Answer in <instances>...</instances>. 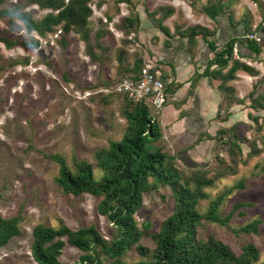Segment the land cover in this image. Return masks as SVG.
Masks as SVG:
<instances>
[{
    "label": "rangeland",
    "instance_id": "obj_1",
    "mask_svg": "<svg viewBox=\"0 0 264 264\" xmlns=\"http://www.w3.org/2000/svg\"><path fill=\"white\" fill-rule=\"evenodd\" d=\"M99 1H103L101 6H98ZM133 1L141 25L139 31L128 36L120 28L122 20L130 14L128 3L117 0H94L92 3L91 40L100 30L103 32L101 42L109 47L103 54L97 50L101 61L96 63L87 56L85 43L74 32L66 35L65 47L61 43L63 33L60 26L56 32L40 37L36 32L26 31L19 19L0 18V38L15 43L8 47L0 40V213L6 217L21 213L23 217L22 234L0 250V264H38L32 256L31 244L33 228L39 223L57 226L58 220L63 219L72 229L95 225L106 237L112 235L114 226L97 211L100 198L91 194L76 197L63 192L55 183L59 167L46 155L60 153L68 162L77 156L94 163L93 154L97 148L106 147L110 140L122 137L126 125L121 114L123 95L117 93L116 88L122 81L120 73L123 70L118 66L116 52L123 46L144 60L153 59L149 48L156 41L152 36L155 25L149 12L173 7V15L164 22L171 30H175V26L181 29L203 27L208 19L206 15L205 20L202 19L204 14L200 13L207 0ZM225 2L229 7L227 13L235 15L238 12L244 16L248 29L252 28V18L255 22L261 18L258 25L263 27L264 0ZM16 7L36 20L50 12L35 4L29 5L27 0H4L0 5L1 9L7 10ZM260 27H256L257 30H261ZM33 41H39V47H29ZM262 61L264 65V59ZM259 72L264 73V70L256 71L257 77ZM259 79L264 80V76L256 81ZM216 83L218 86L219 82ZM249 104V101L237 104L243 107L240 113L237 110V116L226 122L216 119V109L213 108L209 113L211 117L174 115L168 124L163 123L164 109L154 113L163 128L165 150L176 157L177 165L186 174L198 169L209 176L214 175L221 167L218 159L229 157L222 148L223 141L217 139V131L235 126L243 150L238 173L207 189L211 197H215L238 182L245 183L246 188H234L223 205L226 213L236 202L255 204L248 209V216L232 219L233 228L264 217V145L260 140L264 135V110H252ZM235 106L230 109L231 113ZM246 108L251 110H247L249 116ZM253 144L261 150L260 154L251 151L250 145ZM202 205L206 207L208 201H203ZM172 210L170 189L160 187L144 196L143 206L136 214L137 222L139 226L150 223L151 231H157ZM208 229L215 231L237 251H240L242 241H253L261 250L257 264H264V225L260 235L242 237L215 224H209ZM142 243L153 247L150 238H144ZM82 254L81 250L67 246L60 259L65 264H74ZM125 259L135 262L141 256L132 250Z\"/></svg>",
    "mask_w": 264,
    "mask_h": 264
},
{
    "label": "trees",
    "instance_id": "obj_2",
    "mask_svg": "<svg viewBox=\"0 0 264 264\" xmlns=\"http://www.w3.org/2000/svg\"><path fill=\"white\" fill-rule=\"evenodd\" d=\"M117 1L131 6L129 16L122 20V32L128 36L131 32L139 31L141 21L134 1ZM3 2L4 0H0V5ZM93 2L94 0H27L29 5L35 4L50 12L41 20H36L19 7L13 10L0 8V18L8 16L11 21L19 19L26 31L36 32L40 37L56 32L60 26L63 33L61 43L65 47L66 35L74 32L85 43L87 56L96 63L101 61L97 50L100 49L103 54L109 47L101 42L103 32L100 30L95 39L91 40L89 20L93 14ZM102 3L103 1H99L98 6ZM228 9L225 0H207L200 13L215 19L225 14L231 15V12L227 13ZM174 11L173 7H162L149 12V17L155 27L169 38L180 35L192 45L199 37L206 39L213 35V31L200 26L187 29L175 26L174 33L171 34L164 22ZM260 29L264 33L261 27ZM0 40L8 47L15 44L4 37ZM235 41L237 39L231 40L221 49L208 42L213 58L201 74L219 82L222 101L216 119L221 122L229 120L232 107L246 104L247 101L252 110H264V93L256 94L254 90L248 96L239 98L234 88L228 85L238 70H244L252 76L257 75L256 70L242 62L240 57L234 58ZM39 45V41H33L28 46L37 48ZM246 45L256 57L261 54V43L249 41ZM116 60L123 70L120 73L121 79L139 78L146 63L141 56L129 53L123 46L117 50ZM178 86L171 83L166 85L167 98L177 91ZM154 113L155 109L151 104L145 101L135 103L123 96L121 114L126 122L124 133L119 140H110L106 147L97 148L93 154L94 163L77 156L68 162L60 153L46 155L59 167L55 177L58 188L76 197L83 194L99 197L97 211L114 226V231L110 237H106L95 225L72 229L63 219L58 220L57 226L39 223L33 228L31 244L32 256L38 264H65L60 257L67 246L83 252L79 261L74 264H257L261 250L256 243L251 240L242 241L241 249L237 251L215 231L208 229L209 224L219 225L238 237L262 233L264 217L237 228L231 226L235 217L248 216V209L253 208L254 203L236 202L231 210L223 212L226 198L234 188L245 189L244 182H238L235 187L227 188L215 197H211L207 191L217 181L238 173L237 166L239 160H242L243 150L235 126L217 131V139L223 141L222 148L229 157L218 159L221 167L214 175L209 176L198 169L186 174L177 165L176 157L165 150L163 128ZM260 140L264 145V135ZM250 147L255 155L261 153L255 144ZM160 187L170 189L173 210L161 222L157 231H151L150 223L139 226L136 214L143 206L144 196ZM203 201H208L206 207H203ZM22 222L21 213L10 217L0 213V250L22 234ZM144 238L152 240V248L142 243ZM132 250L141 256L139 261L129 262L125 259Z\"/></svg>",
    "mask_w": 264,
    "mask_h": 264
},
{
    "label": "crops",
    "instance_id": "obj_3",
    "mask_svg": "<svg viewBox=\"0 0 264 264\" xmlns=\"http://www.w3.org/2000/svg\"><path fill=\"white\" fill-rule=\"evenodd\" d=\"M252 13L251 10V16ZM204 17L205 15L202 16V19ZM207 18L203 27L213 31V35L206 39L199 37L193 45L189 43L187 38L180 35H173L172 38H169L156 27L153 28L154 35L152 36L156 37V41L149 48V51L153 54V59L148 58L146 61L154 63L166 85L170 83L175 86L179 85L177 91L167 98L163 108V123L168 124L174 115L184 118L192 114L202 118L211 117L209 113L212 108V110L216 109V113H218L222 94L218 89L217 81L210 76H201L213 58L208 42L214 43L218 49H221L231 40H238L245 32L260 27L258 23L261 20L260 18L255 22V18H252V28L248 29L244 24L245 17L238 12L235 15L225 14L215 19L208 16ZM262 23L264 24V21ZM169 30L171 34L174 33V29ZM140 31H143V29ZM262 36L264 40V33H262ZM261 47L262 52L256 57V54L249 50L246 43H241L238 52L234 54V58L240 57L242 62L255 68L256 71H259L260 68L264 70V65L261 62L264 59V43H261ZM258 75L264 76V73L259 72ZM258 77L252 76L244 70H238L235 73V78L228 85L234 88L239 98L248 96L254 90L256 94L264 93V80L259 79V81H256ZM235 107L229 119L232 116H237L239 110L243 108H240V105ZM245 110L246 115L249 116L251 110L248 108ZM195 112H198V114L196 115Z\"/></svg>",
    "mask_w": 264,
    "mask_h": 264
},
{
    "label": "built area",
    "instance_id": "obj_4",
    "mask_svg": "<svg viewBox=\"0 0 264 264\" xmlns=\"http://www.w3.org/2000/svg\"><path fill=\"white\" fill-rule=\"evenodd\" d=\"M262 30H264V24ZM260 31L254 28L251 31L245 32L235 41L234 53L238 52L241 43H247L249 41L262 43L263 36ZM116 92L127 96L135 103L145 101L151 104L155 109V113H159L167 101L166 84L152 61H146L139 78L122 79L116 88Z\"/></svg>",
    "mask_w": 264,
    "mask_h": 264
}]
</instances>
